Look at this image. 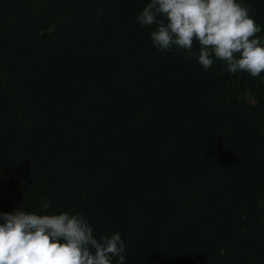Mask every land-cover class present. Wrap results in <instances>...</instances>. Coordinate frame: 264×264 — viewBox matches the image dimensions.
Instances as JSON below:
<instances>
[{
  "label": "trees",
  "instance_id": "16d2710c",
  "mask_svg": "<svg viewBox=\"0 0 264 264\" xmlns=\"http://www.w3.org/2000/svg\"><path fill=\"white\" fill-rule=\"evenodd\" d=\"M146 2L0 0V212H79L125 264H264V72L156 50Z\"/></svg>",
  "mask_w": 264,
  "mask_h": 264
},
{
  "label": "clouds",
  "instance_id": "9594fccd",
  "mask_svg": "<svg viewBox=\"0 0 264 264\" xmlns=\"http://www.w3.org/2000/svg\"><path fill=\"white\" fill-rule=\"evenodd\" d=\"M136 23L154 26L153 48L188 51L204 70L218 60L232 74L264 72V26L244 0H147ZM41 201V213L0 212V264H125L119 232L98 237L86 216L48 213L50 201Z\"/></svg>",
  "mask_w": 264,
  "mask_h": 264
}]
</instances>
